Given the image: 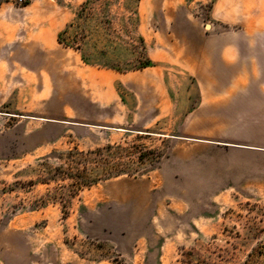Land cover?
I'll return each mask as SVG.
<instances>
[{
	"label": "rangeland",
	"instance_id": "374dc122",
	"mask_svg": "<svg viewBox=\"0 0 264 264\" xmlns=\"http://www.w3.org/2000/svg\"><path fill=\"white\" fill-rule=\"evenodd\" d=\"M0 264H264V0H0Z\"/></svg>",
	"mask_w": 264,
	"mask_h": 264
}]
</instances>
